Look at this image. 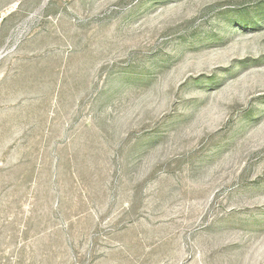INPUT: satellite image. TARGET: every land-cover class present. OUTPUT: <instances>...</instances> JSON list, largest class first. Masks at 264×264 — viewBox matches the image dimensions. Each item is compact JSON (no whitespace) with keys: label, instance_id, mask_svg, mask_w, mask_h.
Listing matches in <instances>:
<instances>
[{"label":"rangeland","instance_id":"obj_1","mask_svg":"<svg viewBox=\"0 0 264 264\" xmlns=\"http://www.w3.org/2000/svg\"><path fill=\"white\" fill-rule=\"evenodd\" d=\"M0 264H264V0H0Z\"/></svg>","mask_w":264,"mask_h":264}]
</instances>
